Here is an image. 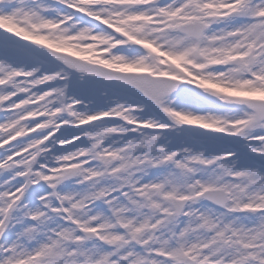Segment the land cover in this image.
I'll return each instance as SVG.
<instances>
[{
    "label": "snow or ice",
    "instance_id": "snow-or-ice-1",
    "mask_svg": "<svg viewBox=\"0 0 264 264\" xmlns=\"http://www.w3.org/2000/svg\"><path fill=\"white\" fill-rule=\"evenodd\" d=\"M0 264H264V0H0Z\"/></svg>",
    "mask_w": 264,
    "mask_h": 264
}]
</instances>
